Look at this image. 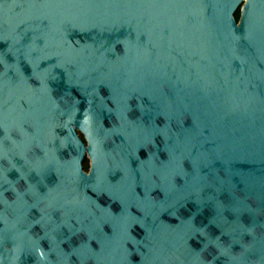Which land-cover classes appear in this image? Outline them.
<instances>
[{
  "label": "water",
  "instance_id": "95a60500",
  "mask_svg": "<svg viewBox=\"0 0 264 264\" xmlns=\"http://www.w3.org/2000/svg\"><path fill=\"white\" fill-rule=\"evenodd\" d=\"M0 264H264V0H0Z\"/></svg>",
  "mask_w": 264,
  "mask_h": 264
},
{
  "label": "trees",
  "instance_id": "16d2710c",
  "mask_svg": "<svg viewBox=\"0 0 264 264\" xmlns=\"http://www.w3.org/2000/svg\"><path fill=\"white\" fill-rule=\"evenodd\" d=\"M236 19L239 20L240 19V13L236 15ZM84 168L86 171L89 170V162L87 161L84 165Z\"/></svg>",
  "mask_w": 264,
  "mask_h": 264
}]
</instances>
